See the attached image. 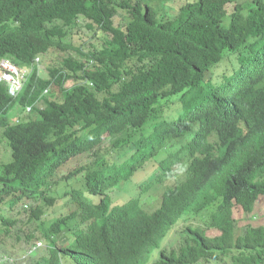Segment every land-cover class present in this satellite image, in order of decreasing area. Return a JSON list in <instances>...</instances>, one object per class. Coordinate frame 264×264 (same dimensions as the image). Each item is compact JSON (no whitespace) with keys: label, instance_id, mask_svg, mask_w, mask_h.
Listing matches in <instances>:
<instances>
[{"label":"trees","instance_id":"trees-1","mask_svg":"<svg viewBox=\"0 0 264 264\" xmlns=\"http://www.w3.org/2000/svg\"><path fill=\"white\" fill-rule=\"evenodd\" d=\"M155 1L0 0V57L32 69L17 99L0 84V143L11 149L0 162V248L23 239V214L47 242L23 264H264V219L240 225L264 197V0ZM82 23L104 35L100 46L64 41ZM51 50L79 58L40 76L35 59ZM30 105L32 117L13 124ZM188 134L200 163L164 189L159 209L145 210L143 192L114 195ZM189 218L199 223L162 248Z\"/></svg>","mask_w":264,"mask_h":264},{"label":"rangeland","instance_id":"rangeland-1","mask_svg":"<svg viewBox=\"0 0 264 264\" xmlns=\"http://www.w3.org/2000/svg\"><path fill=\"white\" fill-rule=\"evenodd\" d=\"M245 3L250 4L253 0H244ZM166 2V1H165ZM153 5H155L158 8H163L161 4V0H157L153 2ZM167 5V3H166ZM165 5V6H166ZM168 7V6H167ZM230 10H232V6H228ZM166 10V8H165ZM162 9V11H165ZM173 14L175 11L172 12ZM128 17L126 13L122 10H119V13L117 14L115 18V22L118 25H124L128 21ZM104 40V35L101 32L96 33L95 30H88L87 26L82 23L81 27H76L74 29H69L67 37H65L64 41L66 43H72L76 47H81L83 44L84 50L88 51L92 49L95 46H100ZM76 57L79 58L78 53L75 50H67L65 52L63 51H58V50H51L47 55L42 56L39 68H40V74L41 76H48V69L50 66L59 64L63 58L66 57ZM228 64V63H227ZM230 67V64H229ZM228 67V68H229ZM226 72L225 70H223ZM174 101H177L176 99ZM22 112V109H20ZM184 115V111H181ZM182 114L178 112H170L168 115V118L170 120H176L179 118ZM153 123H149L146 126V129L141 131L146 137H149L152 133V130L150 131L149 129L153 127ZM11 155V149L9 148L7 142L5 140H2L0 143V162H5L7 161ZM75 165L78 161H74ZM68 163L66 166L63 167L62 170H71L72 164L69 165ZM69 165V166H68ZM68 166V167H67ZM157 162L152 160L150 161L144 169H141L139 172L136 173L135 175V181L132 182L133 188L136 190L138 188V184L141 182H149L153 178L156 170ZM173 179H165V184H172ZM136 192V191H135ZM133 191L128 190V195H132ZM116 195L118 197H121L125 195L124 192L121 190L116 192ZM144 208L148 211H153L155 210L159 204H160V197L153 194L152 192L150 194H147L144 196ZM31 205V202L29 203ZM19 212L14 211V215ZM23 222L20 223L21 226V231L18 233L19 236L23 237L22 240L16 239V233L11 236L7 241H6V246L5 250L3 248H0V254L1 255H8V256H14V257H22L25 254V250L29 248L34 242L36 241L31 237V234H34L36 237H41V232L37 228V223H26V216L23 214ZM261 219H264V197L262 196L260 200L258 201L256 211L250 216H245L243 221L241 222V226L247 225V223L251 224H258V222H263ZM190 223V224H198L199 223V218H189L187 222H184L176 227L175 230H172L171 233L169 234V237L166 238V240L162 243V248L163 247H168L170 248L172 245H175L179 242L180 239V232L183 229L184 225ZM38 229V232H32L33 230ZM31 238V240L29 239ZM39 240V239H38ZM39 251H43L42 249ZM158 253V250H156V255ZM6 255L1 257L0 259L4 258ZM156 258V257H155ZM22 262V261H19Z\"/></svg>","mask_w":264,"mask_h":264},{"label":"clouds","instance_id":"clouds-1","mask_svg":"<svg viewBox=\"0 0 264 264\" xmlns=\"http://www.w3.org/2000/svg\"><path fill=\"white\" fill-rule=\"evenodd\" d=\"M3 58L0 57V60ZM41 58L42 57H37L35 59V62L38 65V68H39ZM7 59H9V58H7ZM15 65L19 69L27 71L26 79L24 80L23 87L19 91V93L16 96L11 95L10 86L6 83L0 82L1 85L6 86L8 94L13 99H17L20 96L21 92L23 91V89L26 85V82L28 81V76L30 75V73L32 71V69H30L28 67H20L17 64H15ZM39 75L41 76L40 68H39ZM48 91L49 90L46 89L45 94H47ZM34 106L40 107V106H43V103H41L40 101H37L36 105H34ZM34 106H32V105L26 106L25 108H22V112H21V110L14 112L11 115L12 123L13 124H20V123H22L23 119H26V120L30 119V117H32V112L34 111L33 110ZM29 108H31V110H29ZM152 129H153V127H151L149 130L151 131ZM190 138H191V134H188L182 140L167 141V143L165 142L164 144L160 145L159 151L156 153V155L151 156V157L147 158L145 161H143L145 164L138 168V170L135 172V174L133 175V177L131 179L129 178L126 180H121L118 183V186L116 187L114 195H116L117 191L121 190L122 192L125 193V195H123V196H126L127 198H131V197L143 192L141 201L144 203V201H146L144 199V196L147 194H150L152 192L153 194L160 197V204L156 208V209H159L161 206L162 194L164 192V189L172 187L175 183L174 180H176L178 177L182 178V176H184L183 173H185V171L188 168H190L194 163H196L197 165L200 163V159L195 160V158L198 157V153L197 152H191L188 148V145H189L188 141L190 140ZM129 153H127V155H125V156H122L121 160L122 161L128 160L129 159L128 158ZM194 153H196V155L193 156L192 154H194ZM152 160L157 162V166H156V170H155L156 174H154L151 181L139 183L138 188L135 190L132 186V182L135 181L136 173L139 172L141 169H144L145 166ZM169 162H171L172 165H171L170 169H167V167H166V170H165L164 166L165 165L167 166V163H169ZM167 178L174 179L171 185L165 184V179H167ZM159 180H162V182L158 183ZM128 190H132L133 194L128 195ZM155 210H153V211L147 210V211L148 212H154ZM41 249L43 251H39ZM46 249H47V242L43 239H39V240H36L34 242V244H32L29 248H27L25 250V254L22 257L18 258V257H14V256H8L5 254L6 256L4 258L0 259V263H3V262H12L15 264L27 263L28 260L31 258V255H34V254L39 255L42 252H44ZM157 250L159 253L160 250L159 249H157ZM158 253L156 255V251L154 252L152 262H153V260H155L157 258ZM19 261H22V262H19Z\"/></svg>","mask_w":264,"mask_h":264},{"label":"built area","instance_id":"built-area-1","mask_svg":"<svg viewBox=\"0 0 264 264\" xmlns=\"http://www.w3.org/2000/svg\"><path fill=\"white\" fill-rule=\"evenodd\" d=\"M26 74V70L19 69L10 59L0 60V82L10 86L11 95L16 96L22 89Z\"/></svg>","mask_w":264,"mask_h":264}]
</instances>
